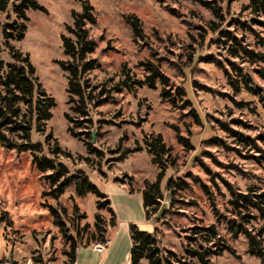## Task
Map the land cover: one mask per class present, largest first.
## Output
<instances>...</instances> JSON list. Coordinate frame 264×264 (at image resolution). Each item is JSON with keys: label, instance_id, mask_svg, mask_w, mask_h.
<instances>
[{"label": "rangeland", "instance_id": "obj_1", "mask_svg": "<svg viewBox=\"0 0 264 264\" xmlns=\"http://www.w3.org/2000/svg\"><path fill=\"white\" fill-rule=\"evenodd\" d=\"M36 1L46 11L26 10L24 38L9 41L28 55L42 89L55 101L45 131L33 132L32 142L42 143L45 155L63 164L69 174L82 170L109 201L116 224L119 216L113 204L120 200V191L141 192L146 181L155 180L159 170L143 139L161 135L172 163L165 169L158 212L150 214L140 230L153 233L162 249L185 257L187 245L197 248L190 242L192 229L213 224L235 254L212 256L208 264H261L246 253L243 236L231 238L226 222L233 219L229 188L264 189V107L261 95L243 84L245 77L264 95V80L257 74L264 63L234 56L226 34L264 55V18L245 8L248 0ZM83 1L93 7L96 18L87 26L95 43L87 60L95 61V66L84 75L91 97L85 117L75 112L78 98L73 96L70 102L68 73L59 65L71 61L63 54L61 36L74 38L66 27L73 26L71 14L81 12ZM20 3L10 0L0 11V56L6 62L10 59L3 27L16 20L14 6ZM133 17L139 20L142 38L134 36L126 20ZM145 62L168 79L171 101L162 98L158 81L154 89L122 84L126 78L122 71L128 82L144 81L149 72L140 64ZM76 121H81L79 127ZM48 134L51 139L45 141ZM87 142L95 153H89ZM56 147L59 152L52 154ZM135 148L140 150L123 154ZM48 174L36 168L30 153L0 145V237L6 252L11 251L20 264H60L67 260L71 237L89 243L99 236V225L110 227L111 215L97 208L99 199L93 193L77 197L71 185L58 199L44 196L50 190L43 177ZM170 180L172 195L166 191ZM182 182L183 190L174 187ZM49 207L61 212L64 231Z\"/></svg>", "mask_w": 264, "mask_h": 264}, {"label": "trees", "instance_id": "obj_2", "mask_svg": "<svg viewBox=\"0 0 264 264\" xmlns=\"http://www.w3.org/2000/svg\"><path fill=\"white\" fill-rule=\"evenodd\" d=\"M10 0H0V11L6 9ZM245 8L255 17L264 18V0H248ZM28 9L39 10L45 12L44 7L39 5L36 0H21V3L14 6L16 20L6 24L3 27V38L5 45L9 49V62H6L0 56V145L6 150H12L17 153H30L33 164L36 168L46 174L44 179L47 180L50 190L43 193L44 196H51L58 199L64 190L73 185L75 195L84 197L88 193L97 196L98 209H106L111 215L110 227L115 226L114 213L108 200L101 194L96 186H94L88 176L82 171L77 170L73 174H69L68 169L56 159L48 158L45 155L43 145L40 142H32V133L42 134L45 131L47 121L52 118V109L55 107L54 99L49 96L43 89L35 75V69L29 61L28 55L22 54L15 49L9 41H21L26 31L25 23L28 21L25 11ZM215 15L218 14L216 8L212 9ZM73 26H67L66 30L74 38L61 36L63 54L71 58L70 62H59L61 69L68 73L67 92L72 97L78 98L77 106L74 108L81 117L87 116V106L90 104V94L87 91L88 81L84 79L85 73L94 69L95 61L87 60V56L94 52L95 43L88 35V25H94L96 18L93 13V7L88 1H83L81 12L73 11ZM130 25L132 32L136 38H142V29L139 20L136 17L126 19ZM229 36L233 43L232 54L234 56H245L252 62L264 63V55L255 53L242 45L241 41L236 37ZM149 74L144 81L128 82L129 77L125 71H122L126 78L122 84L127 88L133 85H146L150 89L156 88L158 81L162 85L161 96L171 101L170 93L166 90L168 79L159 71L158 67L153 63H141ZM257 74L264 80V70L258 69ZM243 84L246 89L254 95H261L260 102L264 107V95L261 90L250 84L247 78L243 77ZM250 84V85H249ZM101 93H99L100 95ZM182 94H185L184 92ZM66 118L73 122L68 115ZM75 126L79 127L81 121ZM85 122H91L90 120ZM73 137L78 135L69 129ZM90 138V133L87 134ZM51 139V134L45 136V141ZM241 140V139H240ZM143 144L146 150L152 156V163L158 167V173L153 182H145L141 190L143 208L146 219L149 220L150 214L158 212L159 201L163 197L161 183L165 176V169L172 161L168 158L169 149L166 147L161 135L145 137ZM90 154L96 152V149L86 143ZM139 148L126 150L123 154H129L139 151ZM58 148L52 151V154L58 153ZM65 156L66 153H63ZM88 161V159H85ZM120 160V159H117ZM261 160L264 162V155ZM123 182V181H121ZM183 184V185H182ZM173 181L170 180L166 184V191L170 195L174 193ZM185 183H175L174 187L183 190ZM132 192V191H131ZM229 214L233 219L226 222L227 232L232 239L243 236L247 243L246 253L258 259L264 264V189L257 186H250L245 191L229 188ZM74 210H77L75 203ZM52 216L55 217V224L64 231V222L61 220V212L55 207H49ZM96 220L101 221V217L97 214ZM263 223L260 227L255 228L249 226L252 223ZM100 233L92 242H104L106 239L107 229L104 224L98 226ZM132 248L130 253V264H141L142 260H146L147 264H208L212 256H220L224 252L232 255L235 254L234 249L222 238L215 225L195 227L191 231L190 242H196L197 248L187 245L185 249V257L179 256L172 251H167L159 246V242L152 233L141 231L136 225L129 227ZM69 251L65 253L68 262L73 264L77 248L82 244L76 237H71ZM197 263H196V262Z\"/></svg>", "mask_w": 264, "mask_h": 264}, {"label": "crops", "instance_id": "obj_3", "mask_svg": "<svg viewBox=\"0 0 264 264\" xmlns=\"http://www.w3.org/2000/svg\"><path fill=\"white\" fill-rule=\"evenodd\" d=\"M119 194L120 200L117 204H113L119 218L115 226L107 229L106 239L109 241L108 247L102 254H99L93 249V242L81 245L76 250L73 264H130L132 242L129 227L131 224L137 223L140 229L141 225L147 224L148 221L144 218L145 214L140 190L130 195L121 190ZM7 258L8 253L6 252L5 242L0 237V264H20L14 254L11 255L10 261H7ZM67 262L68 260L65 259L60 264H66ZM141 264H143V261H141Z\"/></svg>", "mask_w": 264, "mask_h": 264}, {"label": "built area", "instance_id": "obj_4", "mask_svg": "<svg viewBox=\"0 0 264 264\" xmlns=\"http://www.w3.org/2000/svg\"><path fill=\"white\" fill-rule=\"evenodd\" d=\"M108 244V240H105L104 242H93L92 247L97 253L102 254L108 247Z\"/></svg>", "mask_w": 264, "mask_h": 264}, {"label": "water", "instance_id": "obj_5", "mask_svg": "<svg viewBox=\"0 0 264 264\" xmlns=\"http://www.w3.org/2000/svg\"><path fill=\"white\" fill-rule=\"evenodd\" d=\"M10 257H11V251H10L9 254H8L7 261H10Z\"/></svg>", "mask_w": 264, "mask_h": 264}]
</instances>
